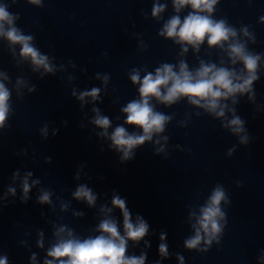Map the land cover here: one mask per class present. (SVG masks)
<instances>
[{
    "label": "clouds",
    "instance_id": "9594fccd",
    "mask_svg": "<svg viewBox=\"0 0 264 264\" xmlns=\"http://www.w3.org/2000/svg\"><path fill=\"white\" fill-rule=\"evenodd\" d=\"M13 2L15 3V0ZM29 2L39 4L40 0H29ZM216 4L217 0H173L176 13L185 7H190L191 11L183 21L179 15L172 16L164 24L159 35L180 44L182 53L188 52V47L185 45H191L198 52L206 40L209 49L219 48L221 51H226L231 65L239 62L243 64V69L237 71L234 67H225L223 60L219 67L215 63H205L201 60L199 67L190 71L187 62L181 60L179 71L174 70L173 64L162 63L154 73L147 72L141 78L139 71L133 70L130 79L132 84L139 85V99L129 101L121 111L126 114L124 123L141 129V133L129 132L124 126L118 125L109 136L107 129L111 126L110 119L99 115L98 109H93L97 113L93 123L104 130L101 135L111 140L112 147L122 152V161L132 158L133 149L145 142H152L154 136L164 133L165 126L173 119L172 115L156 110L155 105L151 103L153 98L162 105L172 106L181 98L186 97L189 104L202 107L217 118H222L225 117L227 108V105L220 103L222 100L234 97L237 93L252 92L254 82L259 80L257 70L261 56L264 54L248 51L246 44L236 39L235 28L228 26L225 19L212 18L211 14ZM164 8L165 5H154L153 17H158ZM16 19H19L18 14L10 13L6 5H0V35L5 36L13 44H20V55L30 58L34 66L43 67L45 72H52L48 56L32 46L33 37L31 35L22 34V31L14 26ZM243 33L247 36V29H244ZM225 45H227L226 48ZM99 91L98 88H92L91 91L81 92L79 99L84 100L85 97H91L95 100L99 96ZM253 95H255L254 92ZM10 96L9 89L0 83V129L9 126L5 124V121L9 116ZM233 103L236 101L233 100ZM230 111L234 112V110ZM244 123L239 116L233 115V118L224 126L230 127L233 133L238 135L245 131ZM161 139L166 142L169 137L163 136ZM246 141V136L241 137V143H246ZM154 143L160 144V139L155 140ZM164 150V146H161L156 149V152L160 153ZM232 151L234 149L229 151V155ZM31 175L32 173H28V176ZM33 183H39V181ZM29 190L28 179L25 177L23 181L25 199H27ZM9 191L14 192V189H9ZM73 195L77 200L86 201L89 206H94L97 200V196L86 185H80ZM222 201L229 202L224 188L217 184L205 205L200 208L201 214L197 218L198 227L193 225L195 236L184 241L187 249H198L202 239L206 245H210L212 240L222 232L220 221L225 216L220 207ZM39 202L41 204L51 203L50 193L44 192L39 197ZM111 204V208L102 206L100 209L105 215L95 228L97 235L82 238L75 234L74 229L67 228V226L59 227L54 233L55 243L47 251V257L50 259H45L44 264H145L146 254L142 253L140 256L127 254L128 241H141L148 234L149 224L140 216H137L133 222L126 201L118 195L112 197ZM63 207L66 208L67 205ZM113 208L119 209L123 217V234H121L118 221L111 215ZM77 215H83V213H77ZM40 235L41 240L37 243L43 247V234ZM160 239L163 241L165 234H161ZM207 250V247L199 249V251ZM159 254L161 257L168 256L165 243H160ZM32 259L35 260V255ZM178 259L183 264L184 257L178 256ZM0 264H7V258H0Z\"/></svg>",
    "mask_w": 264,
    "mask_h": 264
}]
</instances>
